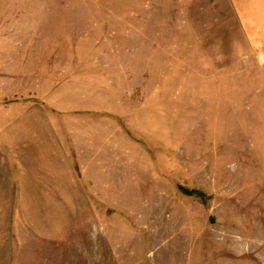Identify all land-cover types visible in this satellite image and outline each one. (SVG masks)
<instances>
[{
	"label": "rangeland",
	"instance_id": "rangeland-1",
	"mask_svg": "<svg viewBox=\"0 0 264 264\" xmlns=\"http://www.w3.org/2000/svg\"><path fill=\"white\" fill-rule=\"evenodd\" d=\"M253 10L0 0V264H264Z\"/></svg>",
	"mask_w": 264,
	"mask_h": 264
},
{
	"label": "crops",
	"instance_id": "crops-1",
	"mask_svg": "<svg viewBox=\"0 0 264 264\" xmlns=\"http://www.w3.org/2000/svg\"><path fill=\"white\" fill-rule=\"evenodd\" d=\"M255 26L259 29L260 34L264 36V0H254ZM258 52V49L256 50ZM264 60V44L260 46V59ZM264 70V62L261 63Z\"/></svg>",
	"mask_w": 264,
	"mask_h": 264
},
{
	"label": "trees",
	"instance_id": "trees-1",
	"mask_svg": "<svg viewBox=\"0 0 264 264\" xmlns=\"http://www.w3.org/2000/svg\"><path fill=\"white\" fill-rule=\"evenodd\" d=\"M187 195H190V196H199V197H204V194H201L199 192H195V191H187V190H184Z\"/></svg>",
	"mask_w": 264,
	"mask_h": 264
}]
</instances>
